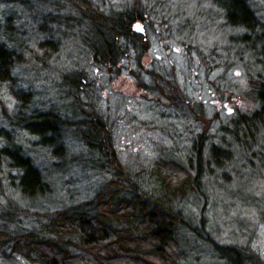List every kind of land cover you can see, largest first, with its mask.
I'll use <instances>...</instances> for the list:
<instances>
[{"label": "trees", "instance_id": "trees-1", "mask_svg": "<svg viewBox=\"0 0 264 264\" xmlns=\"http://www.w3.org/2000/svg\"><path fill=\"white\" fill-rule=\"evenodd\" d=\"M206 1L211 7L202 10ZM126 2L121 10H109L105 0H0V90L7 97H0V264H196L199 255L191 253L203 249L213 250L224 264L257 263L250 251L243 255L208 237L205 220L187 205L208 197L211 168L229 178L227 170L240 153L248 166L258 159L261 167L255 169L264 168V22L251 0ZM46 8L53 11L45 13ZM204 16L222 20L224 29H243L227 40L259 68L246 94L256 108L223 126L221 142L208 145V156L204 132L193 139L186 158L158 160L148 172L133 169L119 157L111 126L90 97L95 86L87 83V74L56 70L60 29L96 65L113 72L131 52L139 61L146 54L147 33L137 24L155 30L177 21L189 53L202 54L196 43ZM28 25L37 28L28 33ZM37 33L45 35L38 50L32 48ZM43 70H52L55 97L49 88L39 92L37 82L25 85L21 79L40 77ZM148 74L161 86L156 91L179 100L170 77ZM139 87L147 88L141 80ZM79 172L99 178L82 202L60 188Z\"/></svg>", "mask_w": 264, "mask_h": 264}, {"label": "rangeland", "instance_id": "rangeland-1", "mask_svg": "<svg viewBox=\"0 0 264 264\" xmlns=\"http://www.w3.org/2000/svg\"><path fill=\"white\" fill-rule=\"evenodd\" d=\"M105 1L109 10L112 7L121 10L123 3H127L126 0ZM251 4L261 23L264 22V0H251ZM200 7L205 10L211 5L206 1ZM52 11L45 9V13ZM173 22V27L157 25L155 30L149 25L141 26L147 33L146 54L139 61L137 53L131 52L130 60L113 67V72H109L111 68L96 65L91 56L83 54V49L68 31L60 29L62 32L57 36L61 52L60 60L55 63L56 70L75 69L87 74V83L95 86L90 97L97 101L111 126L119 157L133 169L148 172L158 160L186 158L193 139L204 132L209 137L204 151L208 156V145L221 142L222 127L237 114L251 113L256 108L246 94L253 88L249 78L255 77L259 68L252 65L253 57L246 53L240 57L239 50L231 48L227 40L234 33L242 34L243 29H224L222 20L207 21L204 16L197 29L196 44L202 50L199 54L195 50L189 53L182 43L183 38L177 34V21ZM31 28L37 27L28 25V33ZM44 37L37 33L32 48L38 50L37 43ZM148 72L158 73L165 80L170 77L178 89V96H175L179 100L170 101L168 95L164 97L158 92L161 86ZM40 74V77L34 73L31 77L24 74L21 79L25 85L31 80L37 82L39 92L49 88L48 92L54 94L56 89L50 85L53 81L50 77L54 78L52 70H43ZM140 80L146 89L139 87ZM0 97L7 98L3 89ZM245 160L242 153L236 157L227 170L229 178H224L219 169L211 168L213 172L207 175L212 182L206 191L208 197L202 202L190 200L187 209L197 219L205 220L208 237L221 246L250 251L257 262L252 264H264V168L262 172L255 169L260 164L256 159V166L251 164L254 168L250 169ZM98 183L95 175L79 172L73 178H66L60 188L66 194L75 195L74 201L82 202L93 195ZM248 185H253L249 186L250 191ZM204 250L191 253L193 258L199 255L198 264H224L213 250Z\"/></svg>", "mask_w": 264, "mask_h": 264}, {"label": "flooded vegetation", "instance_id": "flooded-vegetation-1", "mask_svg": "<svg viewBox=\"0 0 264 264\" xmlns=\"http://www.w3.org/2000/svg\"><path fill=\"white\" fill-rule=\"evenodd\" d=\"M241 252H242V254L244 255L245 254V251L243 250V249H239ZM248 253V252H247ZM250 263V262H249ZM248 263V264H249ZM251 264V263H250Z\"/></svg>", "mask_w": 264, "mask_h": 264}, {"label": "snow or ice", "instance_id": "snow-or-ice-1", "mask_svg": "<svg viewBox=\"0 0 264 264\" xmlns=\"http://www.w3.org/2000/svg\"><path fill=\"white\" fill-rule=\"evenodd\" d=\"M137 28H139V26L137 25Z\"/></svg>", "mask_w": 264, "mask_h": 264}]
</instances>
